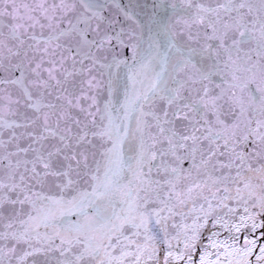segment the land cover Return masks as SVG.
Returning <instances> with one entry per match:
<instances>
[{
  "label": "snow or ice",
  "instance_id": "1",
  "mask_svg": "<svg viewBox=\"0 0 264 264\" xmlns=\"http://www.w3.org/2000/svg\"><path fill=\"white\" fill-rule=\"evenodd\" d=\"M0 264H264V0H0Z\"/></svg>",
  "mask_w": 264,
  "mask_h": 264
}]
</instances>
